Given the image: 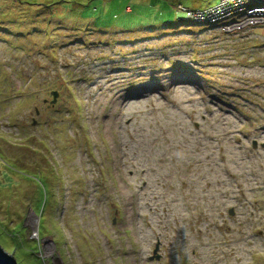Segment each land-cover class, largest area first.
I'll return each mask as SVG.
<instances>
[{"label": "rangeland", "instance_id": "obj_1", "mask_svg": "<svg viewBox=\"0 0 264 264\" xmlns=\"http://www.w3.org/2000/svg\"><path fill=\"white\" fill-rule=\"evenodd\" d=\"M219 2L0 0L17 264H264V25L185 21Z\"/></svg>", "mask_w": 264, "mask_h": 264}, {"label": "built area", "instance_id": "obj_2", "mask_svg": "<svg viewBox=\"0 0 264 264\" xmlns=\"http://www.w3.org/2000/svg\"><path fill=\"white\" fill-rule=\"evenodd\" d=\"M219 1L216 7H209L206 10L190 11L185 9L183 13L188 17L186 20L189 22L191 20L195 25H203L207 23H218L219 20L226 19L229 15L235 14L238 18L231 21L227 31H240L253 23L264 25V0ZM240 26L243 28H240Z\"/></svg>", "mask_w": 264, "mask_h": 264}, {"label": "water", "instance_id": "obj_3", "mask_svg": "<svg viewBox=\"0 0 264 264\" xmlns=\"http://www.w3.org/2000/svg\"><path fill=\"white\" fill-rule=\"evenodd\" d=\"M51 96H52V100L50 102V104H53L56 101V98L58 96V93L56 91L51 92ZM37 113V112H36ZM253 146L255 148L256 146V142L253 143ZM232 213V212H231ZM158 247L157 245L154 247L153 250V255H155L157 253ZM153 257H150V260H152ZM154 259H159L158 256H154ZM0 264H17L16 261L14 260V258L7 254L6 252H4V250H2V248L0 247Z\"/></svg>", "mask_w": 264, "mask_h": 264}, {"label": "trees", "instance_id": "obj_4", "mask_svg": "<svg viewBox=\"0 0 264 264\" xmlns=\"http://www.w3.org/2000/svg\"><path fill=\"white\" fill-rule=\"evenodd\" d=\"M187 23H189V24H191L189 21H187V20H185ZM184 21V22H185ZM183 22V23H184ZM44 209V208H43ZM43 212V210H41L40 211V223H41V221H42V216H41V213ZM35 245H36V242H33ZM36 249V247L34 248V250ZM32 255V257H33V259L35 260V262H37L38 264H42L41 262H42V260H41V262H39L40 260L36 257V256H34L35 255V251L33 252V254H31Z\"/></svg>", "mask_w": 264, "mask_h": 264}]
</instances>
